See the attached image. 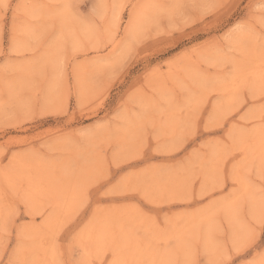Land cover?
Listing matches in <instances>:
<instances>
[{"label": "rangeland", "instance_id": "374dc122", "mask_svg": "<svg viewBox=\"0 0 264 264\" xmlns=\"http://www.w3.org/2000/svg\"><path fill=\"white\" fill-rule=\"evenodd\" d=\"M259 37L264 0H0V264H220L245 244Z\"/></svg>", "mask_w": 264, "mask_h": 264}, {"label": "snow or ice", "instance_id": "6c2138e0", "mask_svg": "<svg viewBox=\"0 0 264 264\" xmlns=\"http://www.w3.org/2000/svg\"><path fill=\"white\" fill-rule=\"evenodd\" d=\"M83 10L88 9V4L84 3L81 5ZM262 41H264V37H259ZM71 99V96H69ZM72 112L71 107H69L66 111H64V118L67 120ZM198 128V125H197ZM205 130H207V125H205ZM149 147H152L149 144ZM157 150L159 145H156ZM186 151V150H185ZM173 160L178 164L182 165L183 160L178 157H173ZM124 174L121 171L116 172L104 179V182L107 183V188L105 190V195L109 193L117 194L122 190V185L124 181ZM260 233V250H256V239H257V231ZM249 239L243 245H233V248L228 249L226 252L221 253V261L220 264H264V217L259 220V227L257 228L256 224L249 226ZM255 252V255L253 254ZM9 264H13L12 261H9Z\"/></svg>", "mask_w": 264, "mask_h": 264}, {"label": "bare ground", "instance_id": "6f19581e", "mask_svg": "<svg viewBox=\"0 0 264 264\" xmlns=\"http://www.w3.org/2000/svg\"><path fill=\"white\" fill-rule=\"evenodd\" d=\"M260 220V219H259Z\"/></svg>", "mask_w": 264, "mask_h": 264}]
</instances>
